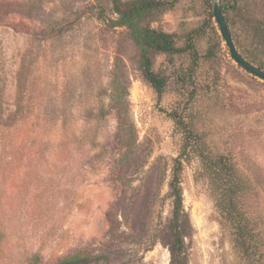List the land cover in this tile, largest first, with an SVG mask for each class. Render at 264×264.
Instances as JSON below:
<instances>
[{"label":"rangeland","instance_id":"obj_1","mask_svg":"<svg viewBox=\"0 0 264 264\" xmlns=\"http://www.w3.org/2000/svg\"><path fill=\"white\" fill-rule=\"evenodd\" d=\"M165 1L152 25L198 54L154 57L160 96L111 0H0V264H172L174 116L198 137L181 176L189 264H242L198 150L229 156L264 228V81L231 58L211 0Z\"/></svg>","mask_w":264,"mask_h":264},{"label":"trees","instance_id":"obj_2","mask_svg":"<svg viewBox=\"0 0 264 264\" xmlns=\"http://www.w3.org/2000/svg\"><path fill=\"white\" fill-rule=\"evenodd\" d=\"M258 0H222V9L234 44L251 63L264 69V14L251 7ZM117 19L114 26L126 27L138 51V68L142 77L157 92L164 94L168 78L154 69V57L163 54L172 58L189 52L196 60L197 50L188 37L184 47L177 34L152 25L158 15L172 3L165 0H111ZM184 133L181 153L175 159L170 181L172 216L170 220L169 252L172 264H189V252L184 238L186 219L182 189V171L187 157L198 142L197 135L182 119L176 118ZM204 171L212 189L221 226L230 233L232 245L242 264H264V228L243 203L248 189L242 175L225 154L210 155L198 150ZM102 256L87 253L70 254L56 264H98Z\"/></svg>","mask_w":264,"mask_h":264},{"label":"water","instance_id":"obj_3","mask_svg":"<svg viewBox=\"0 0 264 264\" xmlns=\"http://www.w3.org/2000/svg\"><path fill=\"white\" fill-rule=\"evenodd\" d=\"M213 6V15L218 24L220 33L223 40L226 43V46L229 49L231 58L245 71L249 72L251 75L256 78L264 81V69L259 66L251 63L247 60L237 49L236 45L233 42L230 30L228 28L227 22L222 9V0H211Z\"/></svg>","mask_w":264,"mask_h":264}]
</instances>
